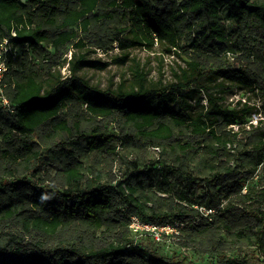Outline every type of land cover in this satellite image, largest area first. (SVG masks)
Here are the masks:
<instances>
[{
	"label": "trees",
	"instance_id": "1",
	"mask_svg": "<svg viewBox=\"0 0 264 264\" xmlns=\"http://www.w3.org/2000/svg\"><path fill=\"white\" fill-rule=\"evenodd\" d=\"M4 40L0 264H195L134 244L132 215L210 264H256L231 246L264 257V119L249 125L264 118V0H0ZM158 49L183 59L171 79L133 56ZM113 64L128 70L107 88L83 74ZM118 147L161 158L102 184L82 159Z\"/></svg>",
	"mask_w": 264,
	"mask_h": 264
},
{
	"label": "rangeland",
	"instance_id": "2",
	"mask_svg": "<svg viewBox=\"0 0 264 264\" xmlns=\"http://www.w3.org/2000/svg\"><path fill=\"white\" fill-rule=\"evenodd\" d=\"M156 53H150L146 50H134L133 56L137 57L143 64L146 65L147 69L150 71L151 78H158L160 72H163L166 79H171L172 69L177 65H183V59L178 57V55H165L159 49ZM116 48L114 53H117ZM158 55L163 57L164 55V68L159 63ZM70 53L68 55L70 59ZM102 59L107 60L108 57L100 51L97 50L96 53L91 55V59ZM68 66L63 69V75H69ZM127 66L119 67L115 64L110 65L105 71H98L94 69L87 68L83 71L84 76L94 85L101 88H107L111 84H117L120 82L121 77L124 73H127ZM242 96L241 93H238ZM65 114L70 119V121H75L78 118V109L71 107V109L66 110ZM101 127L112 128L113 124L108 122H100L97 124ZM117 157H112L107 153H96L87 156V158L82 159L83 166L86 171L94 177H99L102 184L115 185L119 181H124L129 177L130 171L132 170V165L130 162L138 161V158L142 160L144 165H149L151 162L161 158L160 150L157 148H149L148 150H142L141 153H130L126 148L118 147ZM159 170V169H158ZM160 171L158 172V174ZM162 197V196H161ZM155 200L159 201L156 197ZM141 227L137 228L130 222L131 237L134 244H142L143 246L157 247L159 252L163 255H172L175 252H183L188 255L190 261L195 264H210L212 259L208 256L210 253H203L204 250L200 246L193 247H182L183 238L178 235L177 230L168 227L165 229L147 230L144 227L140 219ZM158 237L160 239H158ZM231 251L227 250L228 254H236L239 258H250L253 263L263 264L264 257L260 256L255 250V247H233L231 246ZM252 256H256L255 258Z\"/></svg>",
	"mask_w": 264,
	"mask_h": 264
},
{
	"label": "built area",
	"instance_id": "3",
	"mask_svg": "<svg viewBox=\"0 0 264 264\" xmlns=\"http://www.w3.org/2000/svg\"><path fill=\"white\" fill-rule=\"evenodd\" d=\"M11 52H12V47L9 43V40L0 41V98L2 99L5 105H8V100L4 96V93H3L4 92L3 83H4L5 74L8 72V69H9L7 62H6V58H7L8 53H11ZM230 58L235 64H238V62H235V57L230 55ZM240 99H241V96H239L237 93L230 99V101L231 102L238 101ZM242 101L245 102V99H242ZM259 119H264V118L261 115H253L252 119L249 122V125L250 124L257 125ZM232 127L237 129V126H232ZM131 221L134 227H137V228L141 227L140 218L138 216L132 215ZM144 227H146L147 230H154V231L160 228V227L150 225V224H145ZM165 228H168V227H161L160 229H165ZM158 239L160 238L158 237Z\"/></svg>",
	"mask_w": 264,
	"mask_h": 264
}]
</instances>
